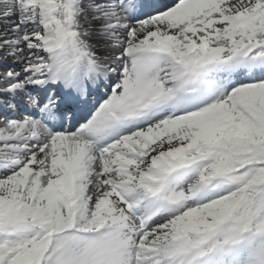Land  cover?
I'll list each match as a JSON object with an SVG mask.
<instances>
[{
  "label": "snow or ice",
  "instance_id": "1",
  "mask_svg": "<svg viewBox=\"0 0 264 264\" xmlns=\"http://www.w3.org/2000/svg\"><path fill=\"white\" fill-rule=\"evenodd\" d=\"M0 69V264H264V0H0Z\"/></svg>",
  "mask_w": 264,
  "mask_h": 264
},
{
  "label": "rangeland",
  "instance_id": "2",
  "mask_svg": "<svg viewBox=\"0 0 264 264\" xmlns=\"http://www.w3.org/2000/svg\"><path fill=\"white\" fill-rule=\"evenodd\" d=\"M9 61H11V60H9Z\"/></svg>",
  "mask_w": 264,
  "mask_h": 264
}]
</instances>
